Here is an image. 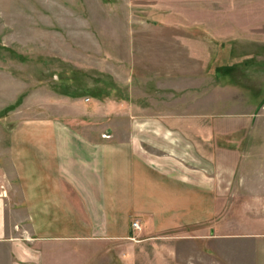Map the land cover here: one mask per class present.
<instances>
[{
	"label": "crops",
	"instance_id": "obj_1",
	"mask_svg": "<svg viewBox=\"0 0 264 264\" xmlns=\"http://www.w3.org/2000/svg\"><path fill=\"white\" fill-rule=\"evenodd\" d=\"M67 123L38 119L1 140L0 264H56L60 247L63 264H103L108 251L119 264H264V220L232 222L264 215V136L250 155L227 137L220 162L201 129L215 122L128 121L110 134Z\"/></svg>",
	"mask_w": 264,
	"mask_h": 264
},
{
	"label": "rangeland",
	"instance_id": "obj_2",
	"mask_svg": "<svg viewBox=\"0 0 264 264\" xmlns=\"http://www.w3.org/2000/svg\"><path fill=\"white\" fill-rule=\"evenodd\" d=\"M38 119L97 120L105 134L215 122L201 129L218 161L230 136L250 155L264 136V0H0V151ZM103 264L119 262L108 251Z\"/></svg>",
	"mask_w": 264,
	"mask_h": 264
},
{
	"label": "built area",
	"instance_id": "obj_3",
	"mask_svg": "<svg viewBox=\"0 0 264 264\" xmlns=\"http://www.w3.org/2000/svg\"><path fill=\"white\" fill-rule=\"evenodd\" d=\"M133 226L136 228V229H139L140 228V224L138 221H134L133 222Z\"/></svg>",
	"mask_w": 264,
	"mask_h": 264
}]
</instances>
